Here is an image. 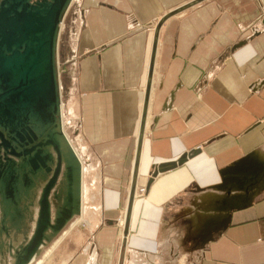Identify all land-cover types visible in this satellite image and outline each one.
Returning <instances> with one entry per match:
<instances>
[{"label":"crops","instance_id":"0c3cea01","mask_svg":"<svg viewBox=\"0 0 264 264\" xmlns=\"http://www.w3.org/2000/svg\"><path fill=\"white\" fill-rule=\"evenodd\" d=\"M196 1H81L62 115L84 210L59 264H264V0Z\"/></svg>","mask_w":264,"mask_h":264},{"label":"water","instance_id":"95a60500","mask_svg":"<svg viewBox=\"0 0 264 264\" xmlns=\"http://www.w3.org/2000/svg\"><path fill=\"white\" fill-rule=\"evenodd\" d=\"M72 2L0 0V264L8 255L30 264L82 213V163L63 130L58 62ZM135 190L134 180L129 216Z\"/></svg>","mask_w":264,"mask_h":264},{"label":"rangeland","instance_id":"374dc122","mask_svg":"<svg viewBox=\"0 0 264 264\" xmlns=\"http://www.w3.org/2000/svg\"><path fill=\"white\" fill-rule=\"evenodd\" d=\"M81 1L82 0H74V2L72 4V6H71L66 18H65V21L63 23L61 36H60V43H59V54H60L59 55V59H60V66L59 67H60L61 83H62L61 84L62 85V102H63V105H64V110L63 111H65L67 119L70 118L68 113H69V109H70L69 108V103H70V100H71V97L69 96V93H70L69 89H70L71 86H70V81L68 80L69 79L68 78V76H69L68 75L69 65L67 63H68V61L70 59V56H71V53H72V49L76 46V44H78V42H77L78 41L77 40V33H78V30H79V26L81 25V21H80V15H81L80 14V10H81L80 9V4H81ZM64 119H65V116H64ZM65 128H66V120H65ZM66 132H67L68 136L70 137L71 141L72 140L75 141V139H76L75 131L70 126L69 123H67ZM144 194L145 193H143L142 188L139 189L138 191H136V196H142ZM125 210L126 209L121 210L122 211L121 215L124 214ZM36 211H37V209H36ZM127 213H128V209H127ZM119 217L116 220H111V221H108V222H106L107 220H104V221L101 222V226H104V227H106V226H111V227L115 226L119 230H122V227H120V225H119ZM124 221H125V219H124ZM120 224H121V222H120ZM124 224H125V222H124ZM122 226H124V225H122ZM125 226H126V224H125ZM85 227H86V225H83L82 228L84 229ZM123 230H124L123 233L125 234V231L127 232V230L126 229H123ZM59 238H57L55 240V242ZM90 238H91V240L89 242H93V237L90 236ZM68 239L65 241L66 243L69 242L70 239L69 240ZM123 241L124 240L120 236L119 237V242H123ZM53 244L50 247H48L49 244L46 247H44L42 256L45 254V252L47 250H49L53 246ZM63 244H65V243H63ZM61 249H62V247L59 248L56 252H54L52 254V256L45 262V264H56V263L59 264L60 262H58V259H59V252H60ZM42 256L38 260H40L42 258ZM38 260H35L32 264H36ZM12 262H13V259L10 257V255H8V260H6L5 264H12Z\"/></svg>","mask_w":264,"mask_h":264},{"label":"bare ground","instance_id":"6f19581e","mask_svg":"<svg viewBox=\"0 0 264 264\" xmlns=\"http://www.w3.org/2000/svg\"><path fill=\"white\" fill-rule=\"evenodd\" d=\"M73 2H74V0H73ZM73 2H72V4H73ZM71 4V5H72ZM62 26H63V24H62ZM62 26H61V30H62ZM59 66H60V59H59ZM60 81H61V76H60ZM62 84V83H61ZM61 87H62V85H61ZM62 125H63V130H64V133H65V135L67 136V138H68V140H69V142L71 143V145H72V147L74 148V150H75V152H76V154H77V151H76V149H75V147H74V145H73V143H72V141H71V139L69 138V136H68V134H67V132H66V128H65V119H64V115H62ZM78 155V154H77ZM80 158V157H79ZM81 161V160H80ZM159 169H160V166H159ZM157 170H158V168H157ZM156 170V171H157ZM83 171V170H82ZM156 171L154 172V174L156 173ZM160 173V172H159ZM159 173H158V175H159ZM83 174V173H82ZM138 174V173H137ZM136 190H137V186H136ZM136 190H135V194H134V201H135V197H137L136 196ZM142 191H143V193H145V189H142ZM131 193V192H130ZM82 194H83V191H82ZM133 205H134V202H133ZM133 205H132V209H133ZM83 206V205H82ZM132 209H131V214H132ZM83 210H84V208H83ZM82 210V211H83ZM83 214V213H82ZM83 216V215H82ZM129 221H130V217H129V215H128V213H127V215H126V226L124 227L126 230L128 229V223H129ZM82 222V221H81ZM80 221H78L75 225H73L72 227H77V224H80L81 223ZM121 222V224L122 225H124V220H122V221H120ZM122 225H121V227H122ZM69 233H70V229H68V230H66V231H64L63 232V234L61 235V237L53 244V246L49 249V250H47L46 252H45V254L42 256V258L40 259V260H38L39 259V257L38 258H35L32 262H34L35 260H38L37 261V263L36 264H45V262L52 256V254L55 252V250H57V248L59 247V245H61L62 244V242L66 239V237L69 235ZM125 236H127L128 234H127V232L125 231V234H124ZM126 238V237H125ZM31 262V263H32ZM30 263V264H31Z\"/></svg>","mask_w":264,"mask_h":264}]
</instances>
